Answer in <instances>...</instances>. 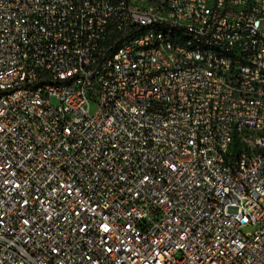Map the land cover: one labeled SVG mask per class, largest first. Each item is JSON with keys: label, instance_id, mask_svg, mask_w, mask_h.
<instances>
[{"label": "built area", "instance_id": "obj_1", "mask_svg": "<svg viewBox=\"0 0 264 264\" xmlns=\"http://www.w3.org/2000/svg\"><path fill=\"white\" fill-rule=\"evenodd\" d=\"M152 2L174 19L137 1L0 0V264H264V135L248 141L264 104L214 86L226 69L264 92V0ZM149 21L237 43L241 63L150 32L129 43Z\"/></svg>", "mask_w": 264, "mask_h": 264}, {"label": "bare ground", "instance_id": "obj_2", "mask_svg": "<svg viewBox=\"0 0 264 264\" xmlns=\"http://www.w3.org/2000/svg\"><path fill=\"white\" fill-rule=\"evenodd\" d=\"M136 2L131 6V13L150 16L153 20L174 19V11L167 5L155 7L153 0H127ZM140 31L150 32L153 35L154 45H163L166 40H175L193 45L195 48L215 53L220 57H232V63H241V55L236 54L237 43H226L213 39L199 38L196 32L185 29L181 24H169L163 21H149L139 23V29L129 28L128 42L136 43ZM264 43V35H262ZM127 46V35H120L110 46V56L119 57ZM164 55L167 57H183L184 48L164 47ZM199 71L216 72L214 58L204 57L203 64H199ZM219 77L214 79V86L224 91L225 95L233 101H245L250 108H259L264 104V92H258L256 88L248 87L245 82L232 80V73L226 69H219ZM103 94H110V86H102ZM264 135V128H252L248 133V141H257ZM165 148H174V140H164Z\"/></svg>", "mask_w": 264, "mask_h": 264}, {"label": "rangeland", "instance_id": "obj_3", "mask_svg": "<svg viewBox=\"0 0 264 264\" xmlns=\"http://www.w3.org/2000/svg\"><path fill=\"white\" fill-rule=\"evenodd\" d=\"M96 110H97V104L92 102L91 103V112L95 113ZM252 231H253V227H251V226H246V227L243 228V232L244 233H249V232H252Z\"/></svg>", "mask_w": 264, "mask_h": 264}, {"label": "snow or ice", "instance_id": "obj_4", "mask_svg": "<svg viewBox=\"0 0 264 264\" xmlns=\"http://www.w3.org/2000/svg\"><path fill=\"white\" fill-rule=\"evenodd\" d=\"M145 179H147V177H145ZM25 223H27V221H25ZM104 231L105 232L109 231V228L107 225L104 226ZM108 251H111V249H109Z\"/></svg>", "mask_w": 264, "mask_h": 264}]
</instances>
